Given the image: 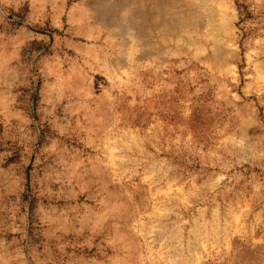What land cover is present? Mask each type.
Here are the masks:
<instances>
[{
    "label": "rangeland",
    "instance_id": "obj_1",
    "mask_svg": "<svg viewBox=\"0 0 264 264\" xmlns=\"http://www.w3.org/2000/svg\"><path fill=\"white\" fill-rule=\"evenodd\" d=\"M0 264H264V0H0Z\"/></svg>",
    "mask_w": 264,
    "mask_h": 264
}]
</instances>
